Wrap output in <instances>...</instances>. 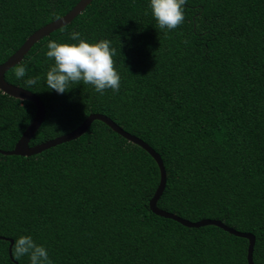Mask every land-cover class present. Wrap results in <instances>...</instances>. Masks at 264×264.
<instances>
[{
  "label": "trees",
  "instance_id": "16d2710c",
  "mask_svg": "<svg viewBox=\"0 0 264 264\" xmlns=\"http://www.w3.org/2000/svg\"><path fill=\"white\" fill-rule=\"evenodd\" d=\"M80 0H0V64ZM76 30L116 48L119 92L90 85L64 94L15 75L46 72L48 40ZM37 94L45 118L36 145L67 134L92 113L112 118L162 157L158 206L191 221L221 220L256 237L264 264V0H187L185 21L156 28L148 0H92L70 23L36 42L5 73ZM36 105L0 89V149L12 150ZM161 180L143 147L95 119L80 137L37 154L0 152V264L11 240L31 234L54 264H249V240L216 225L188 227L150 207Z\"/></svg>",
  "mask_w": 264,
  "mask_h": 264
},
{
  "label": "clouds",
  "instance_id": "9594fccd",
  "mask_svg": "<svg viewBox=\"0 0 264 264\" xmlns=\"http://www.w3.org/2000/svg\"><path fill=\"white\" fill-rule=\"evenodd\" d=\"M187 0H148V9L156 21V28L165 33L176 29L185 21ZM67 41L48 40L44 56L50 62L43 77H27L24 65L16 67L14 75L26 87L37 85L43 78L48 90L64 94L70 85H90L103 95L108 89L119 92L121 75L115 67L116 48L108 38L89 40L72 30ZM11 254L18 262L27 258L28 264H54L48 248L37 243L31 234L14 238Z\"/></svg>",
  "mask_w": 264,
  "mask_h": 264
},
{
  "label": "water",
  "instance_id": "95a60500",
  "mask_svg": "<svg viewBox=\"0 0 264 264\" xmlns=\"http://www.w3.org/2000/svg\"><path fill=\"white\" fill-rule=\"evenodd\" d=\"M91 1L92 0H80L76 4V6L71 11H69L67 14L51 21L50 23L36 30L33 34H31L26 39L23 45L16 52H14L5 62L0 64V89L4 93H7L15 98H19L22 100H30L34 102V104L36 105L35 117L33 121L29 124V126L26 128V130L23 132L22 136L16 143L15 147L12 150L0 149V152L4 154H17V155H23V156H30L33 154H37L47 148H50L62 142L69 141V140L80 137L89 129L90 125L95 119L102 120L106 122L115 131H117L118 133L126 137L128 140H130L131 142L143 147L146 151H148L151 154V156L158 163L160 172H161V180H160V184L154 196L150 200V207L155 213L161 216H164L166 218H172L188 227H201V226L212 224V225L219 226L235 235L247 238L249 240L248 262L249 264H256L254 262V257H253L256 237L253 233L238 231L235 228L227 225L223 221L216 220V219L205 218L199 221H191L175 213L164 210L158 206V201L160 197L162 196L166 188V183H167V171H166V167H165V164H164V161L161 155L149 143H147L142 138L123 129L112 118L104 114H101V113H92L75 130L67 134L58 136L56 138L47 140L45 142L32 145V146L30 145V140L35 135V133L37 132V130L39 129V127L41 126L45 118V115H46L45 104L43 100L34 92L26 88H23L21 86L8 82L5 78V73L11 67L21 62V60L24 58V56L28 53V51L31 49V47L36 42H38L43 37L49 35L51 32L55 31L56 29L61 28L65 26L66 24L70 23L78 14L82 13L85 10V8L88 6V4ZM12 243H13V240H11V246H12ZM11 246H10V253H11Z\"/></svg>",
  "mask_w": 264,
  "mask_h": 264
}]
</instances>
